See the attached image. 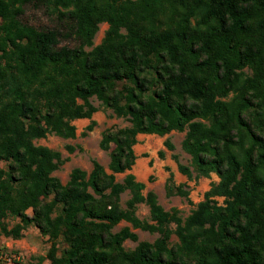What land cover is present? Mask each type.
Listing matches in <instances>:
<instances>
[{"label": "trees", "instance_id": "trees-1", "mask_svg": "<svg viewBox=\"0 0 264 264\" xmlns=\"http://www.w3.org/2000/svg\"><path fill=\"white\" fill-rule=\"evenodd\" d=\"M94 95L132 126L103 136L102 148L116 143L112 173L95 160L63 184L52 175L61 153L36 140L75 136L73 121L98 110ZM173 129H187L197 176L220 177L185 220L133 173L116 177L132 169L138 133ZM141 201L156 225L137 217ZM125 219L164 240L126 250L137 234L112 231ZM30 222L50 236L51 264H264V0H0V236L20 238ZM171 222L180 243L168 247Z\"/></svg>", "mask_w": 264, "mask_h": 264}, {"label": "rangeland", "instance_id": "rangeland-1", "mask_svg": "<svg viewBox=\"0 0 264 264\" xmlns=\"http://www.w3.org/2000/svg\"><path fill=\"white\" fill-rule=\"evenodd\" d=\"M28 17L29 19L37 18L40 22L45 21L42 11H33V9H30ZM109 27L110 23L107 21L99 24V30L94 38L93 47L103 42ZM245 71L251 73V70L248 68H245ZM90 100L98 107V110L94 112L92 118H77L73 121V124L76 126L75 136L65 137L52 132L46 137L36 140L37 144L48 146L61 153L62 160L52 175L60 178L63 184L69 182L72 171L75 168L86 171L88 177L93 170L95 160L99 161L108 173H112L110 169L111 154L116 147V143L111 142L109 148H102L101 141L103 136L107 131L132 126L129 115H119L113 107L105 104L96 95L90 97ZM93 121V128L89 129L88 126ZM186 133L187 129L183 131L173 129L164 135L146 133L155 134L156 140H153L152 137H141L140 134L144 133H138L137 142L133 146L136 159L132 169L124 173H116L117 180L120 182H123L127 173H133L137 181L145 183V187L141 191L144 196L152 192L156 196L158 203L166 211L173 212L177 210L183 220L197 208L200 202L205 200L206 193L211 189L212 184L220 181L219 175L215 172H211L208 176H197L193 156L183 147ZM166 140L170 141L171 148L165 144ZM147 141L151 145L147 146L148 148L146 149L145 144ZM160 151L164 152L163 156L160 155ZM140 156L149 157V160L145 164V178H139L141 176L133 171L137 158ZM2 165H5V163H2ZM179 165H184L190 171L191 175L189 176V174L181 171ZM133 196L134 192L131 188L123 191L120 195L121 206L127 208L128 202ZM52 197L53 195L50 196V199ZM215 199L220 205H225L224 196H216ZM135 207L137 217L145 224H157L151 214L150 205L147 201L137 202ZM58 208L60 210L62 204H58ZM28 213L32 215V210L29 209ZM5 221L11 227L15 223L20 222V218L9 216ZM124 227H129L132 232L137 234V239L127 238L123 242V247L128 251L135 250L138 244L143 241L150 242L154 245L159 242L161 243L166 235L165 231H152L149 228L137 227L126 219L117 223L112 228V231L119 232ZM176 227L175 222H171L166 226V229H169L170 232L167 238L168 247L177 246L180 243L179 237L175 232ZM4 236L1 235L0 237L4 239ZM23 236H27V239H30V242H32L29 250L23 246H16L12 241L8 242L10 244H7L6 241L1 242L0 250L14 249L20 252L23 255V264H51L47 257L48 250L52 245L50 236L42 234L34 222L26 224ZM56 243L58 245V254H61L63 248L67 247V243L62 237H59Z\"/></svg>", "mask_w": 264, "mask_h": 264}, {"label": "crops", "instance_id": "crops-1", "mask_svg": "<svg viewBox=\"0 0 264 264\" xmlns=\"http://www.w3.org/2000/svg\"><path fill=\"white\" fill-rule=\"evenodd\" d=\"M141 137L143 136H147L148 138H151L153 140H156L155 138V134H140ZM150 142L147 141L146 144H145V148L147 149L148 147L147 146H150ZM147 160H149V157L148 156H140L137 158V162L133 168V171L136 173V174H139V178H145L144 176L146 175V168H145V164L147 162ZM5 238H1L0 237V244L1 242L3 241H6L7 244H10L8 242L12 241V243L16 244V246H23L25 249H28L32 246V242H30V239H27V236H21V238H13V237H7V236H4ZM33 241V240H32Z\"/></svg>", "mask_w": 264, "mask_h": 264}, {"label": "built area", "instance_id": "built-area-1", "mask_svg": "<svg viewBox=\"0 0 264 264\" xmlns=\"http://www.w3.org/2000/svg\"><path fill=\"white\" fill-rule=\"evenodd\" d=\"M0 264H23V255L14 249L0 250Z\"/></svg>", "mask_w": 264, "mask_h": 264}]
</instances>
